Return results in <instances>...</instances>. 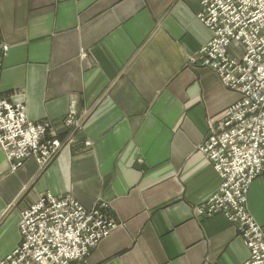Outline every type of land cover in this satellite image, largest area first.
I'll return each instance as SVG.
<instances>
[{
	"label": "crops",
	"instance_id": "crops-1",
	"mask_svg": "<svg viewBox=\"0 0 264 264\" xmlns=\"http://www.w3.org/2000/svg\"><path fill=\"white\" fill-rule=\"evenodd\" d=\"M201 11V0H0L2 96L60 130L71 109L85 117L75 149L44 172L33 159L13 171L0 148V262L20 243L22 211L45 192L109 206L117 227L88 264L249 260L224 215L196 212L221 186L200 147L240 98L190 64L213 38ZM248 208L264 225V175Z\"/></svg>",
	"mask_w": 264,
	"mask_h": 264
},
{
	"label": "built area",
	"instance_id": "built-area-1",
	"mask_svg": "<svg viewBox=\"0 0 264 264\" xmlns=\"http://www.w3.org/2000/svg\"><path fill=\"white\" fill-rule=\"evenodd\" d=\"M201 5L198 18L213 38L190 64L214 71L240 98L220 122L210 124L200 147L221 186L196 212L202 218L224 215L250 251L244 264H264V225L248 208L249 189L264 174V0H201ZM8 50L0 49V77ZM63 122L79 126L72 112ZM54 130L49 121L30 120L24 101L0 93V148L14 168L30 158L52 161L61 148ZM107 208L87 209L71 195L42 194L21 213L20 243L0 264H88L116 227Z\"/></svg>",
	"mask_w": 264,
	"mask_h": 264
},
{
	"label": "rangeland",
	"instance_id": "rangeland-1",
	"mask_svg": "<svg viewBox=\"0 0 264 264\" xmlns=\"http://www.w3.org/2000/svg\"><path fill=\"white\" fill-rule=\"evenodd\" d=\"M235 45V44H234ZM197 66V65H196ZM72 112V114L74 115V117H75V119H76V121L79 123V126H76L75 124H74V127H70V128H67V127H65V125L66 124H64V122L62 123V129H63V132H62V129L60 130L59 129V127L57 126V125H55L52 121H49V120H45V121H49V122H51L52 124H53V127H54V131H55V133H56V138L59 140V142L61 143V148H60V150H59V152H58V155L52 160V161H44L43 163H39L38 162V160H36L35 158H30V159H27V160H25L24 161V163L22 164V166L21 167H23L24 166V164L28 161V160H31V159H33V160H35L36 161V163L38 164V167H39V170L41 171V172H44V171H46L57 159H58V157L60 156V154L62 153V151L64 150V149H66V148H69V149H72V151L75 149V146H76V143H77V137H78V135L83 131V129H84V123H85V117H82V115H79V113H77L76 112V110H74V109H71L70 111H69V113H71ZM68 113V114H69ZM68 114H67V116H68ZM66 116V117H67ZM66 119V118H65ZM42 122V121H41ZM44 122V121H43ZM209 134V133H208ZM91 145H92V143L90 142V141H88V140H86L85 142H84V147H86V148H90L91 147ZM8 160V159H7ZM9 161V160H8ZM10 163V167H11V169L13 170V171H17V170H19L21 167H18V168H14V164H12L11 162H9ZM264 175V174H263ZM46 193H51V192H45V193H42V194H46ZM41 194V195H42ZM51 194H53V193H51ZM40 195V196H41ZM53 195H55V194H53ZM67 195H71V194H61V195H56V196H67ZM40 196H39V198H40ZM72 196V195H71ZM39 198H38V200H39ZM37 200V201H38ZM36 201V202H37ZM35 202V203H36ZM34 204V203H33ZM32 204V205H33ZM106 205L105 204V202H103V201H101V202H99V203H96L95 205H94V207H96V206H99V205ZM31 206V205H30ZM108 208V210H106V212H107V215H109L110 216V219L112 220V221H114L113 219H112V217H111V215L109 214V206L108 205H106ZM86 208V207H85ZM93 208V207H92ZM23 212V211H22ZM115 222V221H114ZM116 227H117V225H116Z\"/></svg>",
	"mask_w": 264,
	"mask_h": 264
},
{
	"label": "bare ground",
	"instance_id": "bare-ground-1",
	"mask_svg": "<svg viewBox=\"0 0 264 264\" xmlns=\"http://www.w3.org/2000/svg\"><path fill=\"white\" fill-rule=\"evenodd\" d=\"M8 52H9V50H8ZM38 123V122H37Z\"/></svg>",
	"mask_w": 264,
	"mask_h": 264
}]
</instances>
